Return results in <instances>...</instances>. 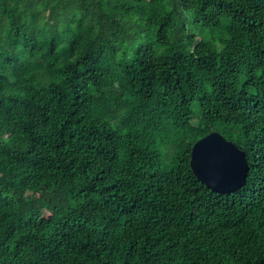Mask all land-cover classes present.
Masks as SVG:
<instances>
[{
  "label": "trees",
  "instance_id": "trees-1",
  "mask_svg": "<svg viewBox=\"0 0 264 264\" xmlns=\"http://www.w3.org/2000/svg\"><path fill=\"white\" fill-rule=\"evenodd\" d=\"M0 264H264V0H0Z\"/></svg>",
  "mask_w": 264,
  "mask_h": 264
},
{
  "label": "water",
  "instance_id": "water-1",
  "mask_svg": "<svg viewBox=\"0 0 264 264\" xmlns=\"http://www.w3.org/2000/svg\"><path fill=\"white\" fill-rule=\"evenodd\" d=\"M190 167L207 188L223 194L242 188L249 171L245 152L218 132H210L193 144Z\"/></svg>",
  "mask_w": 264,
  "mask_h": 264
}]
</instances>
